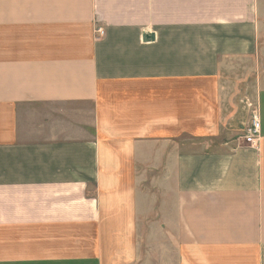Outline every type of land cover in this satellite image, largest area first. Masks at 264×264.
<instances>
[{
	"label": "crops",
	"instance_id": "crops-1",
	"mask_svg": "<svg viewBox=\"0 0 264 264\" xmlns=\"http://www.w3.org/2000/svg\"><path fill=\"white\" fill-rule=\"evenodd\" d=\"M236 61L264 0H0V264H264Z\"/></svg>",
	"mask_w": 264,
	"mask_h": 264
},
{
	"label": "rangeland",
	"instance_id": "rangeland-1",
	"mask_svg": "<svg viewBox=\"0 0 264 264\" xmlns=\"http://www.w3.org/2000/svg\"><path fill=\"white\" fill-rule=\"evenodd\" d=\"M260 72V68H256L250 62L236 61V63H230L225 68V72L220 75L221 85H231L232 89L229 91L235 92L238 102L241 103L246 110H250L251 107L249 106L248 100L252 98L260 87V75H262V77L264 76V73L260 74Z\"/></svg>",
	"mask_w": 264,
	"mask_h": 264
},
{
	"label": "built area",
	"instance_id": "built-area-1",
	"mask_svg": "<svg viewBox=\"0 0 264 264\" xmlns=\"http://www.w3.org/2000/svg\"><path fill=\"white\" fill-rule=\"evenodd\" d=\"M97 34L99 36H102L104 34L102 29H98ZM253 112L250 118L249 123L246 125L245 127V131L243 133V141L245 144L252 146L253 144H255L258 139H259V135H260V120L257 114V110L253 109V107L251 106V104L249 105Z\"/></svg>",
	"mask_w": 264,
	"mask_h": 264
}]
</instances>
